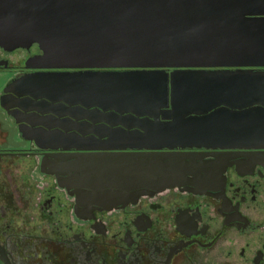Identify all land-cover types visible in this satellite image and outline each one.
<instances>
[{
  "label": "water",
  "instance_id": "1",
  "mask_svg": "<svg viewBox=\"0 0 264 264\" xmlns=\"http://www.w3.org/2000/svg\"><path fill=\"white\" fill-rule=\"evenodd\" d=\"M32 46L29 67L57 73L4 92L63 109L51 134L18 123L41 149L80 153L42 159L69 176L80 217L168 189L203 194L227 165L205 157L264 152V0H0V48Z\"/></svg>",
  "mask_w": 264,
  "mask_h": 264
},
{
  "label": "flooded vegetation",
  "instance_id": "2",
  "mask_svg": "<svg viewBox=\"0 0 264 264\" xmlns=\"http://www.w3.org/2000/svg\"><path fill=\"white\" fill-rule=\"evenodd\" d=\"M16 51L25 58L13 65L8 56ZM16 51L0 48V264H264V152L205 157L227 165L203 194L168 189L80 217L76 190L63 187L69 176L58 180L45 173L50 164L42 168L43 158L80 153L41 149L24 140L18 123L51 134L53 112L63 109L23 95L29 88L4 92L15 79L57 71L29 67L41 54L37 46Z\"/></svg>",
  "mask_w": 264,
  "mask_h": 264
},
{
  "label": "rangeland",
  "instance_id": "3",
  "mask_svg": "<svg viewBox=\"0 0 264 264\" xmlns=\"http://www.w3.org/2000/svg\"><path fill=\"white\" fill-rule=\"evenodd\" d=\"M24 58H25V55H24L23 51H16L13 54L8 56L10 64H13V65L21 62L22 60H24ZM9 78H10V75H9L8 79ZM3 81L5 82V79ZM0 84H1V80H0ZM10 141H12V140L10 139Z\"/></svg>",
  "mask_w": 264,
  "mask_h": 264
}]
</instances>
